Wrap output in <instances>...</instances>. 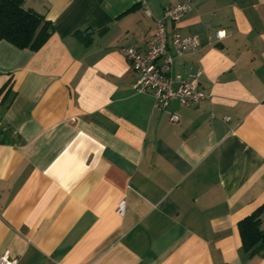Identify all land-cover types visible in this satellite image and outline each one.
Returning a JSON list of instances; mask_svg holds the SVG:
<instances>
[{
    "label": "crops",
    "instance_id": "crops-1",
    "mask_svg": "<svg viewBox=\"0 0 264 264\" xmlns=\"http://www.w3.org/2000/svg\"><path fill=\"white\" fill-rule=\"evenodd\" d=\"M185 1L23 0L53 32L37 52L0 41V256L264 264L237 230L264 204V0L192 1L177 27L200 47L171 73L200 71L208 98L161 109L122 50Z\"/></svg>",
    "mask_w": 264,
    "mask_h": 264
},
{
    "label": "built area",
    "instance_id": "built-area-1",
    "mask_svg": "<svg viewBox=\"0 0 264 264\" xmlns=\"http://www.w3.org/2000/svg\"><path fill=\"white\" fill-rule=\"evenodd\" d=\"M192 1L186 0L164 9L162 16L155 20L154 36L144 50L138 47L122 50L124 57L137 74L134 90L150 94L161 109L167 108L171 102L192 107L208 98L199 86L200 71H195L185 78L180 75L173 76L171 73L176 59L196 54L200 47L196 36L183 35L177 27L189 12ZM167 24L172 25L170 33L167 31ZM223 37V32H216L214 35L215 40H221ZM169 120L176 123L178 116L171 114ZM123 212L124 203L120 202L116 214L122 216ZM0 264H16V260L11 259L9 253L5 251L0 256Z\"/></svg>",
    "mask_w": 264,
    "mask_h": 264
},
{
    "label": "trees",
    "instance_id": "trees-1",
    "mask_svg": "<svg viewBox=\"0 0 264 264\" xmlns=\"http://www.w3.org/2000/svg\"><path fill=\"white\" fill-rule=\"evenodd\" d=\"M136 7L133 6L129 11ZM53 27L35 12L23 8V0H0V41L19 50L37 52L49 39ZM264 204L237 223L241 247L239 254L245 260L264 256V230L261 228Z\"/></svg>",
    "mask_w": 264,
    "mask_h": 264
}]
</instances>
